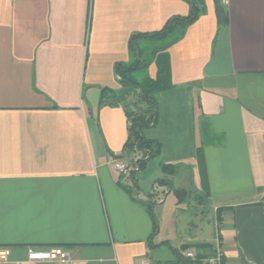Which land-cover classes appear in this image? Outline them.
Segmentation results:
<instances>
[{
    "label": "crops",
    "instance_id": "1",
    "mask_svg": "<svg viewBox=\"0 0 264 264\" xmlns=\"http://www.w3.org/2000/svg\"><path fill=\"white\" fill-rule=\"evenodd\" d=\"M224 3L222 28L206 0L169 48L174 86L144 130L161 150L138 167L125 145L135 91L116 63L131 60L133 32L190 3L0 0V264L53 246L77 264H212L218 247L221 264H264V0ZM104 89L120 102L103 103Z\"/></svg>",
    "mask_w": 264,
    "mask_h": 264
},
{
    "label": "trees",
    "instance_id": "2",
    "mask_svg": "<svg viewBox=\"0 0 264 264\" xmlns=\"http://www.w3.org/2000/svg\"><path fill=\"white\" fill-rule=\"evenodd\" d=\"M190 3V11L186 15L177 14L168 19L165 25L154 31L133 32L129 38L128 46L131 56L130 61H121L116 63V73L123 85H132L134 87L133 108L128 110L129 116V134L125 145L134 151H141L142 158L137 160L135 165L141 167L146 160L152 156H157L161 150L160 143L157 140L148 138L144 130L157 122L158 107L156 95L160 91L167 90L174 86L171 79V62L169 48L179 41L185 35L186 29L192 24L201 13L206 11V0H187ZM215 13L220 28L228 22V13L224 0H214ZM151 64L156 65V74L151 76L148 69ZM143 71L144 74L138 77L137 73ZM120 102L117 95L108 89H104L103 103L116 105ZM198 164L205 180V165L201 147L197 150ZM165 170L172 171L173 167L163 164ZM135 170L131 171V175ZM159 181L169 183L168 180ZM130 192L133 189L126 186ZM178 200L185 199L188 190L180 187H172ZM202 196L201 194H199ZM148 208L152 212V203ZM157 227V222L155 221Z\"/></svg>",
    "mask_w": 264,
    "mask_h": 264
},
{
    "label": "built area",
    "instance_id": "3",
    "mask_svg": "<svg viewBox=\"0 0 264 264\" xmlns=\"http://www.w3.org/2000/svg\"><path fill=\"white\" fill-rule=\"evenodd\" d=\"M112 164L120 173H128L130 170L128 164L120 159L114 160ZM185 255L189 258H197V254L193 251H188ZM7 256V249L0 250V260H7ZM222 256L223 252L218 247L214 254L208 256L207 261L212 264H221ZM40 261H51L61 264H77L79 262V260L76 259L66 248L62 246H53L45 249L30 248L28 258L17 262V264H36ZM141 264H149V262L143 260Z\"/></svg>",
    "mask_w": 264,
    "mask_h": 264
},
{
    "label": "rangeland",
    "instance_id": "4",
    "mask_svg": "<svg viewBox=\"0 0 264 264\" xmlns=\"http://www.w3.org/2000/svg\"><path fill=\"white\" fill-rule=\"evenodd\" d=\"M143 74H144V72L143 71H140V72H138L137 73V75H138V77H141V76H143ZM174 195V194H173ZM171 197H173V196H171ZM169 199H171V198H169ZM198 221H199V223H201V220L198 218ZM211 223H213V221L211 220L210 221Z\"/></svg>",
    "mask_w": 264,
    "mask_h": 264
}]
</instances>
